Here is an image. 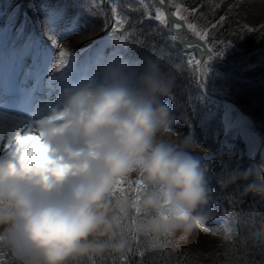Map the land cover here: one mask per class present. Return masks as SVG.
I'll return each mask as SVG.
<instances>
[{"label":"clouds","instance_id":"clouds-1","mask_svg":"<svg viewBox=\"0 0 264 264\" xmlns=\"http://www.w3.org/2000/svg\"><path fill=\"white\" fill-rule=\"evenodd\" d=\"M170 88V78L155 62H145L135 88L119 70L105 67L98 83L62 93V118L51 112L37 126L38 136L54 146L57 161L71 165L70 170L44 182L33 172L14 174L10 162L0 161V235L6 234L21 264H65L121 253L124 241L113 240L130 212L146 216L129 229L137 236L191 234L193 214L206 204L209 188L186 144L158 136L173 123L163 102ZM18 146L31 159L30 167L48 163L40 139L24 137ZM222 171L224 186L251 178L243 194L264 195V177L254 169ZM133 172L150 190L129 205L114 196L112 187Z\"/></svg>","mask_w":264,"mask_h":264},{"label":"rangeland","instance_id":"rangeland-1","mask_svg":"<svg viewBox=\"0 0 264 264\" xmlns=\"http://www.w3.org/2000/svg\"><path fill=\"white\" fill-rule=\"evenodd\" d=\"M39 4L38 7L41 9L42 6H46L52 14L59 16L63 15L65 26H60V29H63L66 33V38L63 37L56 40V45L53 44L51 46H48V48L52 51H55V55L59 57V52L61 50H64L67 52V56H65V59L67 61H70L73 57V53L76 52V50L71 49V47L67 44L66 41L69 36H73L74 34L76 36H79L80 38L78 41H76L74 46H82L84 44L83 39H91L92 37L97 36L98 34H103L101 32L105 28V21L103 17L101 16V11L99 9L103 8L101 5L97 3H92V5H86L85 7L82 6L83 3L77 2V4H74L73 1L70 0H38ZM194 0H170L172 5V10H174L175 5H179L181 8L182 14L185 16L187 5L191 4ZM250 0H243L246 5H244L243 8H230L231 12L229 11L228 21H230L231 24H229V29L227 28L226 35H225V42L230 43L234 48L238 49L241 56L243 58H247L250 62L249 64H254L257 62L264 61V48L262 50H257V48H253V45H259V41L261 40L264 42V11L261 14H258L256 9L254 8V5L249 3ZM0 2L6 6L4 9L6 10V20L8 21V24H11L10 27L12 30H14L16 33L22 32V27L20 23V18L18 14L15 12L13 16L9 13V9L12 7L13 4H19L22 6H26L27 9L31 12L30 8L33 5L34 9L38 10V7L36 5V0H16V3H14V0H0ZM204 2L206 4H204ZM201 5L203 7L209 8L211 11H215L216 16L223 14V4L219 2V0H203L201 2ZM11 6V7H10ZM10 7V8H9ZM83 7L85 9L90 10L91 12H87L86 14H83ZM155 9V8H154ZM153 9V10H154ZM140 10V7L138 8ZM97 11V12H95ZM113 12V10L111 9ZM147 11V10H146ZM18 12V9H17ZM95 12V13H94ZM141 16L142 15L140 11ZM225 17H227V14H223ZM72 21V25H68L67 21ZM147 19V18H146ZM145 19V23H146ZM225 19V20H226ZM111 20L113 22V16L111 14ZM153 23H155L156 26L162 27V23H159L154 18L151 19ZM236 20L237 22H233ZM30 21V18L24 19V22L28 23ZM188 22H190L188 20ZM194 25H196L197 30L201 33H207L208 28L207 27H201V24L198 25L195 22H191ZM226 23V22H225ZM234 25H237L239 23V28H233ZM111 21H110V27H112ZM164 24V23H163ZM88 25H91V28H88ZM247 29H252L251 33L247 31ZM145 33V32H144ZM248 35L249 37L245 36ZM115 41L113 37L110 38H104L102 39V42L99 44L100 46H110L111 42ZM54 46V49L53 47ZM114 46V45H113ZM116 47V45H115ZM94 56H97V49H95ZM109 55V56H107ZM104 59H107V66L119 70L121 74L127 79L129 85H131L134 82H137L138 78L141 76V74L144 72V68H140L136 71L133 70L135 68V65L129 61L128 59V51L127 47L123 44H120L118 47H116V52L111 53L110 52H103V55L101 56ZM208 57L204 58V60H207ZM246 59V60H247ZM234 61L231 58H228L223 52L221 55L213 56L211 59L207 60V63L205 65L207 71L202 77L197 76L190 68L187 66L188 73L184 74V77H186L187 81L184 83V87L182 90V96L185 99V103L190 105L192 103L197 105L200 109L201 105L204 106L206 111H209L211 116L215 117L218 124V138H221V140H225L223 145L225 143L227 144L228 152L230 154L245 156L247 160V167L254 169L260 165H264V115L261 114V112H264V89L259 88L256 91V95L258 98V101L253 105L257 109H251L252 114L249 115L246 110H240L234 100L231 98V93L226 90V88L223 86V77H225L224 69L225 67H231L233 65ZM201 67H203V64H201ZM190 77V82L188 78ZM170 80L171 84L175 86L182 85L181 81H178L176 76L173 75V73L170 74ZM198 96L200 101H205V104H196L193 103L195 96ZM230 94V95H229ZM171 100L173 98L171 97ZM175 105V104H174ZM171 108L169 107L171 111V115L173 117V123L170 125V127L161 133L158 134L160 139L166 140L173 144H183L182 141L189 140V126L187 125V122L181 119L182 124L179 122L181 111L183 109L177 108ZM194 108V106H193ZM192 109V107H191ZM260 113V114H255ZM48 117V116H47ZM47 117L42 118L43 121L47 119ZM198 118V117H197ZM29 125V124H28ZM185 125V126H184ZM16 131V130H14ZM206 131H204V138L202 139L203 143H206L205 138H207V135L205 134ZM232 132V134L230 133ZM184 136L187 138L185 139ZM225 139H224V138ZM217 138V140H218ZM233 140L234 142L230 143L228 140ZM235 141H240L241 145H235ZM238 146V148H237ZM194 154L197 151H193ZM13 152H9L8 155H13ZM4 155L0 161H8L10 163H15L14 159H8L3 152L1 153ZM204 155V154H202ZM201 154L195 155L194 157L198 160H201L204 158ZM250 169V170H251ZM255 170V169H254ZM257 171V170H256ZM137 173L133 172L129 174L127 177H123L121 179H118L114 181L112 192L114 193V196L116 197V191H130L134 190L136 188V184L134 182L138 181L135 177ZM135 177V178H134ZM209 188V194L211 195L212 188L208 185ZM250 194V193H249ZM231 195V196H230ZM242 195L243 191H242ZM227 196L231 197V199L235 198V203H231L234 207L238 208V217L240 220V224L246 223L249 228L257 233L263 234L264 231L259 227L258 222L255 220V217L253 214H251V210L248 206H251L253 203H249L243 206V201L239 195H237L234 192H229ZM218 197V196H217ZM253 197V202H254ZM264 197L261 195L257 197L256 201L258 205L262 202ZM213 200V199H212ZM217 204V210L224 214V212L227 211L226 206L229 207L230 210V204L223 205L222 201L219 199L213 200ZM230 203V202H229ZM241 207V214L239 211V206ZM262 208H259V211L261 212ZM216 210V211H217ZM228 212V211H227ZM217 213V212H216ZM229 213V212H228ZM262 213V212H261ZM234 217V213H231ZM263 214V213H262ZM231 215L226 218L225 222H219L217 225L219 228L213 226V230L217 231L219 230L218 235L221 231L230 232L235 228V218ZM192 223L194 225L193 231L190 235H188L186 238H178L180 236L179 233L176 234V236H161L164 239H166V242L168 245L178 246V247H188L190 249H182L185 253H191L190 256V262L188 264H202L203 261L206 260L208 263V260L213 256H225V252L218 249L213 248H207L205 247L206 243H202L201 245H191V242H198L196 238H198L197 231L199 229L198 226H196L194 220L192 219ZM201 228V227H200ZM208 232V231H207ZM209 233V232H208ZM213 233V232H212ZM215 233V232H214ZM222 236V235H221ZM4 240V236L0 235V241ZM202 240H204L202 238ZM200 240V241H202ZM259 240V239H256ZM199 241V242H200ZM263 244V243H261ZM195 248V249H191ZM172 252L179 251V249H169ZM239 250H236L238 252ZM4 253V252H3ZM198 253L201 254V256H194L198 255ZM10 260V259H9ZM82 261V262H81ZM11 264V260H10ZM65 264H102L101 262L97 263H87L83 262V258H78L75 260H69L66 261Z\"/></svg>","mask_w":264,"mask_h":264},{"label":"trees","instance_id":"trees-1","mask_svg":"<svg viewBox=\"0 0 264 264\" xmlns=\"http://www.w3.org/2000/svg\"><path fill=\"white\" fill-rule=\"evenodd\" d=\"M204 4L206 3L204 2ZM200 6H202L201 3L199 7ZM215 17V11H211L207 7H200V12L198 14H189L188 20L190 22H195L198 25L201 24V26H204ZM218 21L219 20H216L215 23H217ZM226 31L227 25L224 22L222 28L217 29L216 33H212V35H218V39L225 41L224 39ZM158 49L160 55L159 61L161 63H167L169 65V72L173 73V75L176 76L177 80L182 82V85L180 84V86H176L175 93L180 97L179 100H181L185 104V99L182 96L181 92L183 90L184 83H186L187 81L186 77H184V74L188 72H184L183 68L181 69L180 63L182 56L176 48L172 49L169 54L162 52V49L160 47H158ZM223 53L228 58H231L234 61L231 67H225L224 69V83L226 89L231 93L230 96L233 98L232 100H234L236 106L240 110H246L249 115H253L251 109L257 111V109L253 107V105L258 101L256 91L259 88L264 89V66L249 65L245 61V59L230 45L223 50ZM175 59H179V63L174 61ZM188 80L190 82V77L188 78ZM200 100L201 99H199L196 94L193 103L205 104V101ZM189 106L190 108L192 107V111L190 112V118L192 119V143L197 146V148L204 149L205 151H208L210 153L212 152L207 161V176H215L214 181H212L211 184L215 188H217L222 194L234 192L239 195L243 201V206L249 203H253L251 206L248 207L251 210V214L254 215L255 220L258 222L259 227L264 231V198L262 202L258 205L256 199L260 195H253L251 193L242 195L244 187L247 184L252 183V179L249 178L245 181L237 180L235 183L224 186V181L226 177L225 171H222V169L226 170L229 173H231L232 171L243 172L244 170L248 169L246 164L247 160L245 156L242 157L239 155H229L228 153L223 152V150L220 148L219 143L217 142L219 124L216 118L212 117L209 111H206L203 105H201L200 109L195 104H193V108L192 103ZM261 114L264 115V112H261ZM204 131H206L205 134L207 135V138H205L206 143L202 142V139L204 138ZM221 180L223 181L222 183ZM143 187L144 186H142L141 189ZM149 190L150 189L144 187L140 192L138 198ZM261 196L264 197V195ZM253 197H255L254 202ZM125 198L127 199L129 205H132L138 201V198L135 196V194L127 196ZM229 199L231 200V198ZM230 208L232 209L239 222L241 231L240 235L233 236L227 240H222L214 235L204 233V240L200 239L202 241L199 240L200 242L198 241L190 243L191 245H201L202 243H206L205 247L207 248L218 249L225 252V256H213L208 260V263L205 260L202 264H264V240H256V233L253 232L246 223L242 225L240 224V220L238 217V208L234 207L231 203ZM259 208H262L261 212L263 214L259 211ZM239 211L241 214L240 206ZM145 219L146 216L136 215L130 212L129 215L122 220L120 224V231L116 234L113 243H115L116 240L124 241L125 248L123 252H107L101 256L84 257L83 262L121 264V257L126 256L127 259L130 261V264H140L137 253L143 250L147 253V255L144 257L143 264H151V261L154 258H159L160 253H164L165 255H167L173 262V264H175L176 261H179V264H188L190 262L191 253H185L182 249H190L188 248L189 246L172 247L171 245L167 244L166 239H164L163 237L137 236L134 232L129 230L134 224H136L137 222H143ZM132 238H138L142 241V243H133L132 251L131 253H129V242ZM146 239L150 242H147ZM169 249H179V251L176 250V252H172ZM236 250L239 251L236 252ZM194 256H201V254L198 253V255Z\"/></svg>","mask_w":264,"mask_h":264},{"label":"snow or ice","instance_id":"snow-or-ice-1","mask_svg":"<svg viewBox=\"0 0 264 264\" xmlns=\"http://www.w3.org/2000/svg\"><path fill=\"white\" fill-rule=\"evenodd\" d=\"M138 4H145L146 0H137ZM159 5L163 6H172L170 3V0H158ZM130 10H131V6ZM203 7V6H200ZM200 7L196 9H189L191 13L198 14L200 12ZM113 31L120 30V22L122 19V16L119 14L118 10L113 7ZM145 17L152 19L154 18L159 23H165L167 20V13L163 10L161 7H155L154 10H147L144 12ZM171 15L178 21V24L176 27H182L193 33L194 35L199 36V40L203 43L199 42H193L191 41L187 47L188 51L186 53V62L189 66V68L197 74V76L202 77L205 72L207 71L205 65L207 63V60L211 59L213 56L221 55L223 50L227 48L230 43H226L223 40L218 39L217 36H213L212 33H216L217 29H221L224 25L226 17H221L220 20L211 25V27L208 29L207 33H201L197 30L196 25L193 23H183L185 21V16L181 12V8L179 5L174 6V10L171 12ZM249 33L253 31L252 29H247ZM51 38V37H50ZM52 43L55 46L56 40L55 38H51ZM67 56V52L64 50H61L59 52V58L60 60H63ZM204 56H207L208 59L204 60ZM201 64H203V67H201ZM59 70V68H57ZM33 137L34 139H40L43 146L47 149V154L45 156V159L48 161L46 165L41 166L39 169H37L35 166L30 167L31 165V159H25L21 155L20 148L18 146V141L21 138L24 137ZM6 147H8L6 145ZM12 148H13V155L15 158V163H9V168L14 174H24L28 172H33L35 174L40 175L41 180L46 182L50 177H56L59 178V176L63 175L65 172L71 169V165L61 164L57 160H53L50 153L51 148L46 143H44L43 138L38 136V134H34L32 130H24V131H17L14 133L12 137ZM257 172L261 175V177H264V165H260L256 168ZM223 181L221 180V183ZM137 187L135 189V196L138 198L140 192L142 191L141 187L139 186V181L134 182ZM211 199V197L209 198ZM230 203H235V198L233 197L230 200ZM203 213V212H201ZM203 216L204 215H197L194 218V222L196 226L201 227L204 231L211 232L212 229L208 228L205 223H203ZM193 219V217H192ZM212 234H215L214 232ZM257 239L264 240V234H261L257 232L255 234ZM147 242H150L146 239ZM136 243H142V241L138 238H132L129 242V253L132 251V244ZM139 257L140 264H143L144 257L147 255V253L143 250L139 251L137 253ZM0 264H10V262L7 259V254L0 252ZM121 264H130V261L127 259V257H121ZM151 264H173V262L170 260V258L165 255L164 253L159 254V258H154L151 261ZM175 264H179V261H176Z\"/></svg>","mask_w":264,"mask_h":264},{"label":"bare ground","instance_id":"bare-ground-1","mask_svg":"<svg viewBox=\"0 0 264 264\" xmlns=\"http://www.w3.org/2000/svg\"><path fill=\"white\" fill-rule=\"evenodd\" d=\"M237 0H234L233 2H235ZM236 4H240V5H245V3L243 2V0H240L239 3L237 2ZM255 9L257 11L258 14H261L264 11V1H256V5H255ZM234 28H237L234 26ZM246 37H249L248 35L245 34ZM58 38H60V36H57ZM253 48H257V50H262L264 48V42H262L261 40L259 41V45H253ZM14 130L16 131H24V130H30L28 128V126L22 122H19L17 120H6V118H0V147L3 146V148L6 147V145H9L8 150L3 153L5 154V156L8 159H14V155H8L9 152H13V148H12V143L9 142V140H12L13 137V133H16V131L14 132ZM34 132V134H38L37 131L32 130ZM1 152V151H0ZM13 154V153H12ZM58 157V155H57ZM216 212L215 209H210L208 211L209 214H214Z\"/></svg>","mask_w":264,"mask_h":264},{"label":"water","instance_id":"water-1","mask_svg":"<svg viewBox=\"0 0 264 264\" xmlns=\"http://www.w3.org/2000/svg\"><path fill=\"white\" fill-rule=\"evenodd\" d=\"M156 5H158L159 7L163 8L164 11L167 13V20H166V26L174 31H180L182 33L179 34V42L181 45H183V47L185 49H188L187 45L193 41V42H199V43H203L202 41H200L199 39H184L185 35L188 34V31L185 28L182 27H176V25L178 24V21L171 15L170 11L168 10L167 6H163V5H159L158 4V0H152Z\"/></svg>","mask_w":264,"mask_h":264}]
</instances>
